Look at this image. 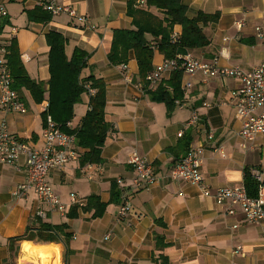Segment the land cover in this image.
<instances>
[{"label":"crops","instance_id":"1","mask_svg":"<svg viewBox=\"0 0 264 264\" xmlns=\"http://www.w3.org/2000/svg\"><path fill=\"white\" fill-rule=\"evenodd\" d=\"M181 1L188 8V17L198 11L219 12L217 22L203 27L209 43L186 52L204 61L216 60L220 67L249 69L264 61V36H257L255 29L261 28L264 34V0ZM56 2L87 16L88 23L94 27L82 25L66 13L51 15L45 23L30 21L27 10L37 6V0H0L8 12L0 37L16 41L27 74L43 82L46 89L50 78L46 40L49 31H58L67 39L68 58L75 48L88 53L81 76L93 75L104 80L105 120L111 130L101 150L102 161L97 163L102 166V172L91 180L84 175L86 164L81 165L79 157L49 172L48 182L65 205L64 213L49 211L45 205L38 204L33 193L27 199L14 196L16 187L26 179L25 154L20 155L18 170L0 163V264L8 256V238L21 235L28 225L37 226L38 220L54 225L65 223L70 237L65 244L16 241L13 249L18 245L20 251L16 264H28L20 262L24 259L23 241L54 245L58 264H264V220L247 222L239 208L229 214L228 202L219 204L212 196L204 195L197 185L166 177L191 147L202 144L200 172L212 189L245 186L244 170L248 167L259 170L264 178V134L257 135L253 141L243 140L239 135L242 123L229 101V93L239 81L205 79L199 72L191 78V87L184 90L182 75L183 99L176 101L169 111L164 101L144 91L132 53L126 63L129 82L123 80L120 65L108 62L113 31L132 28L127 14L131 0ZM144 9L163 17V12L155 7L147 5ZM238 21L243 22L241 26ZM181 32V25L175 24L172 33L179 36ZM164 58L154 49L152 66ZM171 74L165 73L162 80ZM18 93L26 112L6 113L0 108V122L5 120L9 133L39 148L43 143L45 121L41 113L47 103V92L39 104L26 89ZM87 109L88 95L83 93L73 107L74 116L68 125L78 126ZM193 111L200 115L204 126L188 124ZM209 131L212 138L207 137ZM134 150L145 156L154 173L162 177L148 189L133 183L135 172L128 159ZM77 151L80 156L84 149L77 147ZM71 192L79 195L81 207L89 196H99L106 204L102 215L93 217L94 209L82 210L71 201ZM123 194H127L132 208L118 221L117 210ZM74 205L76 215L69 217ZM38 208L45 210L44 218L36 215ZM156 236L163 237L164 247H156Z\"/></svg>","mask_w":264,"mask_h":264},{"label":"trees","instance_id":"2","mask_svg":"<svg viewBox=\"0 0 264 264\" xmlns=\"http://www.w3.org/2000/svg\"><path fill=\"white\" fill-rule=\"evenodd\" d=\"M148 7H155L163 12L159 17L150 10L138 9L133 6V1L128 6L127 14L131 17V29H115L111 46L107 54L108 62L112 65L125 64L132 53L137 63L138 76L144 91L164 101L169 111L175 107L176 101L183 99L180 83L182 70L171 72L168 79L161 80L154 89L148 88L146 74L153 68L152 59L154 49H157L165 58H175L178 54L186 53L187 49L206 46L209 43L203 27L208 23H215L219 19V12L204 13L198 11L193 17H188L187 6L181 0H147ZM8 17V16H7ZM7 17L0 25L7 23ZM28 20L45 23L50 20L51 14L37 4L33 9L27 10ZM175 24L182 27V32L173 40L172 29ZM152 38V39H149ZM2 39L7 48L6 58L12 76V87L20 92L26 89L35 103H42L47 92V108L41 113L43 122L46 115L57 124L65 133L75 136L76 148L84 151L80 154L81 165L100 163L101 150L106 141L111 125L105 120L106 85L102 78L93 75L82 77L81 71L86 65L88 53L75 48L68 58L65 53L67 39L58 31L51 30L46 34L49 45L48 66L50 78L45 88L43 82H38L29 77L20 59L16 41L11 38ZM86 85L94 89L93 95L88 94ZM88 95V109L76 127L68 123L74 116L73 107L81 100V95ZM189 141V140H188ZM244 185L249 196L257 195L258 183L251 174V169L244 170ZM117 195V194H114ZM106 204L100 201L99 196L88 197L82 210L94 209L93 217L102 215ZM74 205L69 217L76 215ZM65 223L54 225L38 220V225H28L21 235L8 238V250L13 251V244L20 240L41 242H67L70 234ZM156 247L162 248L166 244L162 236L155 237ZM58 246V245H57ZM59 247V246H58ZM60 250V247H59ZM167 263V257H164Z\"/></svg>","mask_w":264,"mask_h":264},{"label":"built area","instance_id":"3","mask_svg":"<svg viewBox=\"0 0 264 264\" xmlns=\"http://www.w3.org/2000/svg\"><path fill=\"white\" fill-rule=\"evenodd\" d=\"M133 6L144 9L147 0H132ZM44 10L51 15L66 13L77 22L90 28L94 27L88 23L87 16L78 14L74 8L59 4L56 0H37ZM8 12L0 4V25ZM238 21V25H242ZM257 36L262 37L261 28L256 27ZM172 33V39H176ZM7 48L0 37V108L6 112L25 113L26 107L18 91L12 87V76L6 58ZM122 78L125 82L131 81L127 64L120 65ZM182 70L184 76L182 88L191 87L193 78L197 73H202L205 79L208 78H234L239 85L229 93V101L235 107L236 117L241 121L242 127L239 131L240 137L245 141H253L259 134H264V61L256 66L244 69L239 66L220 67L216 60L204 61L193 56L191 53L178 54L175 58H164L146 74L148 88L154 89L163 79L167 72ZM89 95H93L94 89L86 85ZM47 108V103L45 109ZM44 109V110H45ZM189 125L204 126L200 115L193 111L188 122ZM212 132L207 134L212 138ZM42 145L39 148L33 147L27 141L9 133L5 120L0 122V163L14 166L18 170V162L21 154L26 155L25 173L26 179L19 184L13 194L17 199H27L30 193L35 195L38 204L45 205L49 211L65 212V205L55 194L48 182L47 176L51 170L64 167L67 163L77 160L79 153L75 145V136L60 130L57 124L46 115L42 129ZM204 150L202 144L191 147L188 152L170 168L167 178L170 180H182L197 185L206 196H212L219 204L228 202L227 213L232 214L235 208H239L247 222H258L264 220V178L257 169H252L251 174L258 183L257 195L249 196L245 186L239 187H216L211 188L203 181L200 172L201 153ZM128 164L135 172L133 183L138 188L148 189L161 180V176L154 173L151 162L136 150L129 155ZM102 172L100 164L88 163L84 175L91 180L95 175ZM71 201L81 207L83 202L76 192L69 194ZM132 205L127 194L122 195L117 210L116 219L123 220ZM40 218L46 216L42 208L36 210ZM107 238V237H106Z\"/></svg>","mask_w":264,"mask_h":264},{"label":"rangeland","instance_id":"4","mask_svg":"<svg viewBox=\"0 0 264 264\" xmlns=\"http://www.w3.org/2000/svg\"><path fill=\"white\" fill-rule=\"evenodd\" d=\"M19 252H20L19 251V247L17 245L13 249V251L8 252V256L4 259V264H16L18 262L17 259H18V256H19ZM47 253H48L49 256L47 255ZM53 254H54L53 252L47 251L45 253V256H35V257H32V258L26 257L25 255L22 254L24 259L23 260L21 259L20 262L23 263L25 261V262H28V264H58L57 263L58 259ZM46 256H47V258H46ZM25 258H27V259H25ZM59 259H60V262H61L62 261L61 260V256L59 257Z\"/></svg>","mask_w":264,"mask_h":264},{"label":"bare ground","instance_id":"5","mask_svg":"<svg viewBox=\"0 0 264 264\" xmlns=\"http://www.w3.org/2000/svg\"><path fill=\"white\" fill-rule=\"evenodd\" d=\"M47 251L53 252L54 253L53 255H55V257L58 259V250L54 245H34L31 242H25V241H23L22 245H21V252L26 257L45 256V253ZM47 255H48V253H47ZM46 258H47V256H46Z\"/></svg>","mask_w":264,"mask_h":264}]
</instances>
